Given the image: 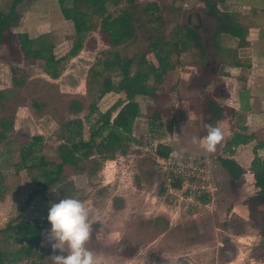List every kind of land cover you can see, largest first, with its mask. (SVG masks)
I'll return each mask as SVG.
<instances>
[{
	"label": "rangeland",
	"instance_id": "obj_1",
	"mask_svg": "<svg viewBox=\"0 0 264 264\" xmlns=\"http://www.w3.org/2000/svg\"><path fill=\"white\" fill-rule=\"evenodd\" d=\"M12 1L0 0V10L7 12ZM134 3L145 22L137 28L134 44L112 48L96 28L83 37L84 47L75 57L65 56L76 35L72 23L62 18L58 0H25L17 5L19 17L11 30L27 33L32 39L48 36L55 56L65 59L59 66V77L52 79L44 72V62L24 59L13 44L0 45V92L5 93L0 99V120L14 118L13 129L6 133L7 140L0 141V174L5 191L0 199V245L6 242L12 251L19 247L4 238L8 223H42L51 201L74 196L92 214L87 247L99 257L100 264H264V209H256L249 201L254 190L244 189L245 184L249 186L248 180L253 182L249 172L238 181L226 176L225 192L219 189L218 193L217 189L196 205L185 199L182 189L172 188L173 181L157 153L159 146H168L178 156L189 154L207 159L211 182L217 188L212 166L219 161L212 156H219L222 143L217 142L208 155L198 142L193 143V137L198 141L208 133L202 98L224 88V68L220 67L226 55L224 50L235 47L238 34L244 30L238 25L233 36L213 37L215 21L204 15L202 0ZM150 3L158 4L157 22H148L155 15L146 17L141 13ZM127 5L124 0L120 6L109 5L108 9L115 15ZM229 8L218 4L221 12L233 13ZM183 24L197 28L205 57L194 48L181 53L177 68L156 85L157 96L137 98L141 113L129 132L132 138L126 141L124 152L123 146H110L103 136L97 142L111 159L94 155L77 168L65 165L64 177L46 190L38 188L27 171L18 168L19 151L33 136L42 137L33 162L40 158L57 162L56 149L64 143L69 122L81 121L82 137L87 139L99 114L125 98L124 93L113 92L99 96L101 78L91 79L93 65L99 68L98 63L116 50L127 57L138 55L146 46V36L157 25H161L167 37H172V27ZM143 62L150 69L155 59L147 54ZM205 73L210 83L199 87L207 78ZM13 77L22 83L13 84ZM111 77L115 84L120 80L116 74ZM71 101L80 102L82 110L74 113ZM37 173L33 170L32 175ZM54 251L58 252L51 248L45 234L37 255L21 264H52L50 257Z\"/></svg>",
	"mask_w": 264,
	"mask_h": 264
},
{
	"label": "trees",
	"instance_id": "obj_2",
	"mask_svg": "<svg viewBox=\"0 0 264 264\" xmlns=\"http://www.w3.org/2000/svg\"><path fill=\"white\" fill-rule=\"evenodd\" d=\"M25 0H13L10 9L7 12L0 10V45L13 44L14 48L20 52L24 59L44 62V72L52 79H57L60 75V64L66 57H75L84 47L83 37L94 29L98 32L103 41L112 48L126 47L137 41V28L143 27L144 21L139 16V11L134 0H126L127 7L121 9L115 15L111 14L108 7L120 6L124 0H58L61 16L64 20L72 23L76 39L68 51L67 55L57 58L54 54V45L48 36L32 39L27 33H14L11 28L18 20L17 5ZM225 0H202V11L205 16L215 21L213 37L218 35H232L238 26V19L232 13L221 12L218 4ZM159 7L157 3H150L141 9V13L149 19L148 22H157L160 17L157 16ZM161 23V22H160ZM162 24V23H161ZM161 25L151 29L146 36V46L138 55L127 57L116 50L100 61L99 68L97 64L91 69V79L101 78L99 96L107 93H124L125 101H119L113 105L104 114H99L97 121L89 128L87 139H83L81 121H71L65 127L66 136L64 143H61L56 149L55 159L57 162L45 161L40 158L34 163L35 154L40 150L41 136H33L29 143L21 147L19 151L18 168L27 171L31 181L42 190L57 184L63 176V166L77 168L82 161L92 158L94 155H102L106 160L112 158L106 155V152L98 144L97 140L103 136L110 146L126 147V141H131L129 132L136 118L140 117L139 105L136 97L155 98L157 96L156 85L162 82L168 72L173 71L178 66V60L181 53L190 48L196 49L200 56L205 57V50L201 42L196 27L183 24L181 27H172L170 30L172 37H167L165 32L161 31ZM247 31L238 34V47L247 45ZM147 54L153 55L155 64L150 69H146L143 57ZM234 58L236 57L233 54ZM14 72L15 69L11 67ZM111 74H116L120 80L115 84ZM207 73H205V77ZM12 83L20 85L22 82L12 78ZM210 83V77L199 86H207ZM5 93L0 92V99H3ZM70 107L74 113L82 110V104L78 101H71ZM202 112L214 121H219L224 117L223 107L211 95L202 98ZM91 110H94L92 108ZM118 110L114 117L112 113ZM14 118L0 120V141L7 140L6 133L13 129ZM76 125L78 128L71 127ZM255 140L254 150L264 148V140H260L256 133L248 134L245 129L240 132H234L231 137V143L235 145H244ZM169 149L160 147L157 153L161 157L167 156ZM220 166L226 171L231 179L238 181L242 178L243 170L239 164L232 158L218 156ZM252 171L255 179V185L260 190L249 199L256 209H264V161L254 158L251 162ZM80 169V167H79ZM82 169V167H81ZM33 170L38 173L32 175ZM4 182L0 174V199H3ZM179 184L172 182V187L178 189ZM49 227L47 217L42 223H35L27 220H19L15 223H8L4 238L13 241L19 245L18 249L12 251L8 243L0 245V256L3 264H21L24 260L33 259L37 255V248L42 241L46 230ZM264 237V231H263Z\"/></svg>",
	"mask_w": 264,
	"mask_h": 264
},
{
	"label": "crops",
	"instance_id": "obj_3",
	"mask_svg": "<svg viewBox=\"0 0 264 264\" xmlns=\"http://www.w3.org/2000/svg\"><path fill=\"white\" fill-rule=\"evenodd\" d=\"M249 1V3H243L241 0L224 2L237 17L238 25L247 31V45L238 47L237 39L235 47L228 46L224 50L225 59L220 63V67L224 68V74H221L224 88L216 89L215 94L211 95L223 107L224 117L214 121L209 116L203 115L209 128L219 127L223 134H227L224 135L225 137L222 136L223 142L218 141V144L222 143V147L218 146V155L234 159L242 168L243 175L249 172L253 182L248 180L249 186L245 184L244 189H253L256 195L260 189L255 185L251 162L255 157L264 161V148L254 150L255 140L244 145L230 142L233 133L242 129L248 134L256 133L260 140H264V0ZM137 98L139 97L135 98L136 101ZM122 101H125V98ZM207 153L210 155L213 152L207 151ZM212 158L217 157L213 155ZM212 174L218 193L219 189L225 192L228 185L226 176L229 175L218 162L212 166ZM221 180L225 186L220 184Z\"/></svg>",
	"mask_w": 264,
	"mask_h": 264
},
{
	"label": "clouds",
	"instance_id": "obj_4",
	"mask_svg": "<svg viewBox=\"0 0 264 264\" xmlns=\"http://www.w3.org/2000/svg\"><path fill=\"white\" fill-rule=\"evenodd\" d=\"M222 136L219 127H210L207 135L198 141L193 137V143L198 142L211 152ZM91 215L85 203L74 196H64L50 202L46 240L53 250H58L50 257L52 264H100L99 257L87 247Z\"/></svg>",
	"mask_w": 264,
	"mask_h": 264
},
{
	"label": "built area",
	"instance_id": "obj_5",
	"mask_svg": "<svg viewBox=\"0 0 264 264\" xmlns=\"http://www.w3.org/2000/svg\"><path fill=\"white\" fill-rule=\"evenodd\" d=\"M164 147L169 149L167 156L160 157L164 171L168 172V177H171L172 181L180 185L178 189H182V193L186 194L187 201L197 205L217 190L210 179L211 172L207 159L189 154L178 156L168 146Z\"/></svg>",
	"mask_w": 264,
	"mask_h": 264
}]
</instances>
